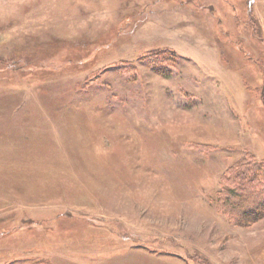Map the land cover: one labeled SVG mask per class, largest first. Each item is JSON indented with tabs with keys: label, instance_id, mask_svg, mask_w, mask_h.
I'll return each instance as SVG.
<instances>
[{
	"label": "rangeland",
	"instance_id": "obj_1",
	"mask_svg": "<svg viewBox=\"0 0 264 264\" xmlns=\"http://www.w3.org/2000/svg\"><path fill=\"white\" fill-rule=\"evenodd\" d=\"M237 168L264 178V0H0V264H264Z\"/></svg>",
	"mask_w": 264,
	"mask_h": 264
},
{
	"label": "trees",
	"instance_id": "obj_2",
	"mask_svg": "<svg viewBox=\"0 0 264 264\" xmlns=\"http://www.w3.org/2000/svg\"><path fill=\"white\" fill-rule=\"evenodd\" d=\"M243 169L233 170V189L223 204L231 206L227 213L233 216L234 225L247 227L264 215V178L246 176Z\"/></svg>",
	"mask_w": 264,
	"mask_h": 264
},
{
	"label": "crops",
	"instance_id": "obj_3",
	"mask_svg": "<svg viewBox=\"0 0 264 264\" xmlns=\"http://www.w3.org/2000/svg\"><path fill=\"white\" fill-rule=\"evenodd\" d=\"M11 113H12V112H11ZM9 114H10V113H9ZM10 116H12V115H10ZM8 118H9V120H11L13 117H8ZM10 118H11V119H10ZM39 118L42 119V120H47V117H45V116H43V117H37V118H31V119H39ZM13 119H14V118H13ZM20 119H29V118H20ZM21 121H22V120H21ZM9 125H13V126L15 125V126H18L19 128H18V127H17V128L20 129L21 131H26V130L30 129V128L27 127L26 125H22V122H20L19 124H18V123H16V124H15V123H13V124L10 123ZM22 126H24V127H22ZM28 126H38V125H31V124H28ZM10 128H11V127H10ZM132 257H134V256H133V254H131V253H130V255H129V253H128V254L125 253V254H123V255L120 254V255L118 256V258H117V262H118V263H121V264H122V263L124 264L125 262H127V259L130 260ZM102 263H103V262H102Z\"/></svg>",
	"mask_w": 264,
	"mask_h": 264
}]
</instances>
